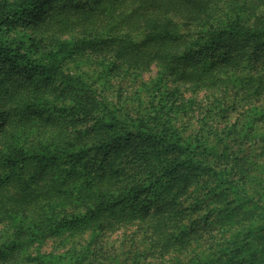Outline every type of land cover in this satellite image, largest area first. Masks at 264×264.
I'll return each instance as SVG.
<instances>
[{
  "label": "trees",
  "instance_id": "trees-1",
  "mask_svg": "<svg viewBox=\"0 0 264 264\" xmlns=\"http://www.w3.org/2000/svg\"><path fill=\"white\" fill-rule=\"evenodd\" d=\"M0 227V264H264V0H0Z\"/></svg>",
  "mask_w": 264,
  "mask_h": 264
},
{
  "label": "rangeland",
  "instance_id": "rangeland-1",
  "mask_svg": "<svg viewBox=\"0 0 264 264\" xmlns=\"http://www.w3.org/2000/svg\"><path fill=\"white\" fill-rule=\"evenodd\" d=\"M77 65L78 63H70L68 67L71 69H74V68H77ZM86 66H87L86 64L81 65L83 69H86ZM156 72H157L156 69H154L146 77L149 78L151 76H155ZM122 85H123L122 94L124 95V97H127L131 93H133L137 87V84L134 85V83L132 82H124L122 84V81H120L117 84V88H115L116 91L114 92V95H117V93H119L118 87H122ZM182 91L184 92V97L186 99L194 98L197 101L195 105L196 112L192 114L190 119H187L185 121L186 123H188L187 129L189 131L197 130L199 126L201 125L203 118L205 117V112L209 105V100L204 92H195V91L188 89V87L186 86L183 87ZM138 230L139 229L137 226L127 227V229L124 228L114 234H109L107 237L102 238L101 242H99V245L103 246L105 250H108L109 252H114L115 250H117L118 253H120V255H124L125 253L131 254L129 253L130 251L129 249L132 246L133 241L136 243L137 249L146 248L143 240L141 239L143 237L142 233L140 232L137 236L134 235V233ZM0 232H1V227H0ZM130 234L132 235L130 236ZM60 242L61 241L51 242L44 249L60 250L62 249V246L60 247V244H61Z\"/></svg>",
  "mask_w": 264,
  "mask_h": 264
}]
</instances>
